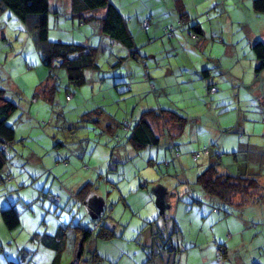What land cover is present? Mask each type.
Here are the masks:
<instances>
[{"label":"rangeland","instance_id":"rangeland-1","mask_svg":"<svg viewBox=\"0 0 264 264\" xmlns=\"http://www.w3.org/2000/svg\"><path fill=\"white\" fill-rule=\"evenodd\" d=\"M222 1L183 0L204 31L195 40L179 27L164 35L178 24L174 0H111L135 25L139 54L118 67L128 53L122 45L99 34L96 22L72 18L69 0H50L59 14H49V40L97 48L99 71L87 72L80 87L60 68L49 79L32 36L0 12V87L17 105L7 120L17 141L0 171V212L14 207L20 220L8 231L0 216V264L264 263V71L255 76L251 50L264 41V16L252 12V0ZM137 12L150 18L148 29ZM147 109L177 112L187 123L177 136L176 126L153 124L159 145L136 151L121 124ZM216 156L219 171L254 176L262 201L227 206L204 196L195 178ZM87 182L93 187L81 201ZM98 222L116 237L92 235L78 263L70 255L82 229ZM59 227L65 244L54 263L40 236Z\"/></svg>","mask_w":264,"mask_h":264},{"label":"trees","instance_id":"trees-1","mask_svg":"<svg viewBox=\"0 0 264 264\" xmlns=\"http://www.w3.org/2000/svg\"><path fill=\"white\" fill-rule=\"evenodd\" d=\"M69 2L72 18L79 19L81 23L96 22L99 34L105 35L112 41L119 43L127 50L126 56L118 58L116 62L118 67L127 58L139 60L134 38L128 25L129 19L124 17L111 0H69ZM175 5L178 24L174 25L171 23V25L174 29L178 27L181 29L189 21L188 13L181 0H175ZM251 8L257 15L264 16V0H252ZM4 11H8L15 16L25 31L32 36L40 55L41 64L50 70L49 79H55V76L52 77V70L60 68L65 71L68 83L71 86L80 87L86 83L87 72L99 71V66L94 59V50L97 49L95 46L82 43H65L61 40H49V14H59L58 11L51 10L50 0H0V12ZM145 22H147L149 27L151 26L150 18L146 17L139 21L141 27ZM147 27L144 26L143 28L148 29ZM185 29H187L190 36L196 37L195 40L203 37V30L198 23L190 24L188 27L185 25ZM169 32L172 33V29H170V25H166L164 27V35L171 38L172 36L169 35ZM251 50L255 59L254 74L259 76L264 71V42L261 40L253 42ZM202 73H204L205 77L208 76L207 70H203ZM145 76L147 81L150 82L148 73ZM150 83L152 84L151 88L154 89V84ZM211 88L216 91L214 86H210L209 90ZM70 93L72 94V92H69L67 96ZM16 110L17 105L5 97V90L0 87V171L7 162V151L17 141L14 128L7 124V120ZM186 123L187 119L177 112L167 109H147L142 111L135 119L123 121L121 125L127 132V143L134 150L139 151L146 147L159 145L161 137L153 129V124L163 128L170 125L176 126L177 136L183 131ZM166 129L168 131L170 127ZM106 131L111 133L112 128L107 126ZM176 154L178 155V152ZM197 157L198 154L194 155L193 160L195 161ZM219 160V157L216 156V162H212L195 178V183L199 185L204 196L217 199L218 202L227 206H245L247 202L256 203L262 201V188L254 176L239 172H221L218 169ZM9 175H7L8 180H10ZM142 186H146V183L143 182ZM92 187L93 185L90 182L85 183L79 190L78 198L84 201ZM197 202L201 203L200 201ZM0 216L8 231H14L19 227L20 220L14 207L2 210ZM262 226H264V221ZM65 235L63 228L59 227L54 233L45 232L40 236V243L55 251L54 263L59 260L63 252L65 244L63 237ZM92 235L103 240H111L116 237L112 229L99 222L88 230L82 229L81 242L78 245V263L83 262L81 261L84 250L83 244ZM224 249L223 254L225 256L227 253L226 247ZM221 254V249H217V260L223 258ZM93 255H95L93 256L94 260L100 258L95 253ZM258 261L256 264H263L262 261Z\"/></svg>","mask_w":264,"mask_h":264},{"label":"crops","instance_id":"crops-1","mask_svg":"<svg viewBox=\"0 0 264 264\" xmlns=\"http://www.w3.org/2000/svg\"><path fill=\"white\" fill-rule=\"evenodd\" d=\"M182 1V3H183V0H181ZM211 2V1H210ZM252 2V1H251ZM220 3H223V1L222 0H220ZM69 4H70V2H69ZM183 5H184V7H185V10H186V12L188 13V17H189V21H188V23L187 24H184V27L183 28H181L182 30H187V29H185V25H186V27H188V26H190V24H194V23H198L199 24V26L201 27V24L196 20V17H195V15H193L192 13H191V11L189 10V9H187L186 7V5L183 3ZM174 7H176V5H175V0H174ZM235 7V6H234ZM236 8H237V6H236ZM175 9V8H174ZM250 9L252 10V8H251V5H250ZM250 10V11H251ZM176 11V10H175ZM252 12H253V10H252ZM254 13V12H253ZM133 14H135L136 15V18H137V21L139 22L142 18H144V17H141L140 18V12H137V13H133ZM192 14V15H191ZM250 14V13H249ZM256 16H257V14L256 13H254ZM138 15V16H137ZM178 17V16H177ZM251 17H253L252 16V14H251ZM258 17V16H257ZM140 18V19H139ZM129 28L131 29V27H133V26H135L134 24H133V22H129ZM202 28V27H201ZM181 29H180V31H181ZM203 30V29H202ZM203 35H204V31H203ZM223 40V39H222ZM249 42H252V41H249ZM253 42H255V41H253ZM264 42V41H263ZM229 45H231V44H228V45H226V44H224V46L225 47H228ZM150 76V75H149ZM203 77H205V75H204V73H203ZM150 78V77H149ZM208 79V78H207ZM212 81V80H211ZM212 84V83H211ZM216 92V91H215ZM97 110V109H96ZM167 127H169V126H167ZM166 127V128H167ZM212 246V245H211ZM213 247V246H212ZM79 249V247H78V245L76 244V246L73 248V255H70V258H72L73 260H74V258H75V256L77 255V253L79 252V251H77ZM260 261L261 260H263L261 257H260V259H259ZM262 264V263H261ZM264 264V263H263Z\"/></svg>","mask_w":264,"mask_h":264},{"label":"built area","instance_id":"built-area-1","mask_svg":"<svg viewBox=\"0 0 264 264\" xmlns=\"http://www.w3.org/2000/svg\"><path fill=\"white\" fill-rule=\"evenodd\" d=\"M143 26H145V27H147L148 26V24H147V22H145L144 24H143ZM170 29H172V25H170ZM191 38L192 39H196V37L195 36H191ZM210 91H214V88H211V90ZM70 95H68V97H69Z\"/></svg>","mask_w":264,"mask_h":264},{"label":"water","instance_id":"water-1","mask_svg":"<svg viewBox=\"0 0 264 264\" xmlns=\"http://www.w3.org/2000/svg\"><path fill=\"white\" fill-rule=\"evenodd\" d=\"M77 256H79V252L77 253Z\"/></svg>","mask_w":264,"mask_h":264}]
</instances>
